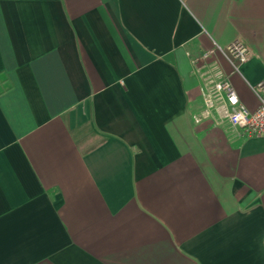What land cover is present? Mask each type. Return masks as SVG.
I'll return each mask as SVG.
<instances>
[{
  "label": "crops",
  "instance_id": "crops-1",
  "mask_svg": "<svg viewBox=\"0 0 264 264\" xmlns=\"http://www.w3.org/2000/svg\"><path fill=\"white\" fill-rule=\"evenodd\" d=\"M198 62L256 111L264 0H0V264H264V138L196 122Z\"/></svg>",
  "mask_w": 264,
  "mask_h": 264
},
{
  "label": "built area",
  "instance_id": "built-area-1",
  "mask_svg": "<svg viewBox=\"0 0 264 264\" xmlns=\"http://www.w3.org/2000/svg\"><path fill=\"white\" fill-rule=\"evenodd\" d=\"M216 54L224 58L233 74L246 80L243 67L250 63L252 54L245 43L236 40L225 48L216 44L213 50L204 55L203 61ZM198 64L199 62L194 73L204 84V108L196 117V122L201 123L205 119L216 117L218 123H227L245 138H264V81L255 85L247 83L259 101V108L251 111L242 102L229 75L224 73L218 62L204 66Z\"/></svg>",
  "mask_w": 264,
  "mask_h": 264
}]
</instances>
